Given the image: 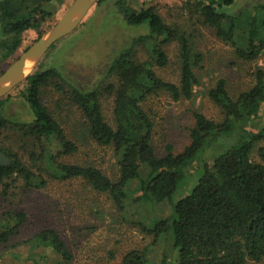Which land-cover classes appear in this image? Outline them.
<instances>
[{
	"label": "trees",
	"instance_id": "16d2710c",
	"mask_svg": "<svg viewBox=\"0 0 264 264\" xmlns=\"http://www.w3.org/2000/svg\"><path fill=\"white\" fill-rule=\"evenodd\" d=\"M64 1L0 0V66L12 65L19 58L26 32L43 36L55 17V5ZM109 1L98 0L97 5ZM114 1L124 22L145 29V33L110 58L105 74L110 81L105 88L84 89L75 85L65 70L48 68L34 72L25 81L24 99L32 111V121L11 119L6 112L9 98L0 100V134L5 132L10 141L8 147L0 142V151L12 161L10 166L0 165V198L14 203L17 194L47 188L51 181H81L90 191L108 196L119 209L129 201L152 206L169 203L171 216L144 230L156 237L165 232L173 235L177 264L264 261V128H260L259 118L264 106V70L257 71L251 89L237 96L230 94L225 80H219L207 96L222 113V120L215 122L195 111L190 144L181 153L169 145L166 155L159 157L152 144L154 125L144 103L162 93L174 102L192 100L200 85L196 68L203 56L192 32L167 23L155 5L135 7L132 0ZM236 4L237 0H183L181 10L213 29L218 39L233 47L238 58L254 62L264 53V3L230 14L229 9ZM174 43L179 47L178 83L164 80L155 69L170 65L167 48ZM140 49L146 51L147 60L139 58ZM52 87L58 108L68 106L80 112L86 140L114 151L117 177L107 176L93 164L62 160L76 153L78 147L44 100V90ZM104 96L114 100V126L104 116ZM227 142L230 145L210 162L201 160L204 164L197 183L175 204L192 163L207 150ZM53 145H58L55 153ZM256 149L258 160L253 155ZM27 222L26 212L19 208L1 214L0 246L18 237ZM27 244L32 252L14 254L16 260L51 264L49 251L56 257L54 264L74 261L67 243L54 229L40 232ZM146 263L147 250H134L120 264Z\"/></svg>",
	"mask_w": 264,
	"mask_h": 264
},
{
	"label": "rangeland",
	"instance_id": "374dc122",
	"mask_svg": "<svg viewBox=\"0 0 264 264\" xmlns=\"http://www.w3.org/2000/svg\"><path fill=\"white\" fill-rule=\"evenodd\" d=\"M74 1L65 0L62 4L55 5V17L52 23L45 27L42 37L60 22ZM114 2L110 0L98 6L97 0L81 25L70 36L60 41L54 50L46 54L31 74L38 70L56 68L65 70L73 83L83 86L84 89L89 90L99 86L105 88L110 81L105 78L110 58L130 46L133 38L145 33V29L129 27ZM260 2L264 3V0H237V4L228 12L237 13ZM131 3L135 7L153 4L167 23L178 24L180 29L188 33L192 32L198 52L203 56V61L196 68L200 85L195 88V97L192 100L174 102L171 97L162 93L144 103V109L154 125L152 144L157 155L165 156L169 145L173 146L175 153H181L191 142L189 131L195 124V111L215 122L222 120V113L207 96L210 88L223 79L233 96L248 91L256 83L257 71L264 70V53L254 62L241 60L236 56L231 45L216 37L213 29L203 25L197 18L190 19V15L181 10L183 0H132ZM42 37L39 38V32L36 31L26 32L24 43L18 53L19 57ZM167 53L170 65L167 68L156 67V72L164 80L178 83L180 80L178 45L174 43L169 46ZM139 58L143 61L148 59L145 50L140 49ZM8 65L9 63L2 64L0 72L11 66ZM71 66H81L94 72L85 75L81 84L76 78V70L74 71ZM25 81L0 100L9 98L6 105L8 117L16 121L30 122L33 120V115L24 99ZM43 97L50 111L57 116L66 130L69 139L78 147L76 153L62 160L79 165L93 164L102 169L107 176L117 177V158L114 151L111 148L101 147L88 138L86 140L83 130L84 120L80 112L71 110L68 106L58 108L53 87L45 89ZM102 106L105 118L114 126L113 98L104 96ZM259 118H262L260 128H264V106ZM7 137L5 132L0 134V142L6 147L10 145ZM229 145L228 142L220 143V146L207 150L198 158L199 160L192 163L186 171V184L174 198L175 204L186 197L197 183L203 162H210ZM53 146L55 153L58 145ZM262 146L264 147V142ZM21 155L26 158L23 152ZM253 155L254 160H258V149ZM203 159L202 164L200 162ZM15 192L14 194H17V190ZM17 195L14 203H11V199L0 198V215L11 208H19L26 212L28 222L22 228L20 235L9 245L0 246V264H32L16 260L13 255H28L32 252L27 241L47 229L58 231L67 243L74 256L72 264H120L123 257L134 250H147L146 264L178 263V249L174 247L171 233L165 232L156 237L144 230V228H153L157 222L171 216L173 208L167 202L152 206L148 203L135 204L129 201L124 209H119L108 196L90 191L81 181L63 183L51 181L47 188ZM48 254L51 255L50 263L54 264L56 257L49 251ZM248 264H264V261Z\"/></svg>",
	"mask_w": 264,
	"mask_h": 264
},
{
	"label": "water",
	"instance_id": "95a60500",
	"mask_svg": "<svg viewBox=\"0 0 264 264\" xmlns=\"http://www.w3.org/2000/svg\"><path fill=\"white\" fill-rule=\"evenodd\" d=\"M97 0H75L71 8L63 16L60 22L44 37L29 47L1 76L0 98L7 95L17 85L25 81L35 66L43 59L50 49L60 40L71 35L84 21L91 7ZM32 64L29 74L22 76L26 65ZM84 75L94 71L81 66H71ZM11 159L0 151V165L10 166Z\"/></svg>",
	"mask_w": 264,
	"mask_h": 264
},
{
	"label": "flooded vegetation",
	"instance_id": "af4514ba",
	"mask_svg": "<svg viewBox=\"0 0 264 264\" xmlns=\"http://www.w3.org/2000/svg\"><path fill=\"white\" fill-rule=\"evenodd\" d=\"M261 3V2H260ZM84 68V67H83ZM87 69V68H86ZM74 71H75V69H73ZM75 72H77V74H76V78H77V80H79V82L81 83V84H83V82H84V74L83 73H81V72H79V71H75ZM89 75H91V73L89 74ZM91 81V80H90Z\"/></svg>",
	"mask_w": 264,
	"mask_h": 264
},
{
	"label": "bare ground",
	"instance_id": "6f19581e",
	"mask_svg": "<svg viewBox=\"0 0 264 264\" xmlns=\"http://www.w3.org/2000/svg\"><path fill=\"white\" fill-rule=\"evenodd\" d=\"M31 66H32V64L26 65L25 70L21 74V77L29 74V72L31 71Z\"/></svg>",
	"mask_w": 264,
	"mask_h": 264
}]
</instances>
